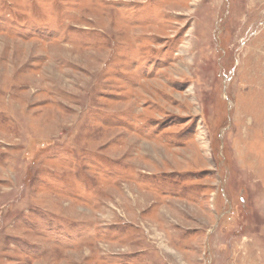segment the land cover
Returning <instances> with one entry per match:
<instances>
[{
	"label": "rangeland",
	"instance_id": "obj_1",
	"mask_svg": "<svg viewBox=\"0 0 264 264\" xmlns=\"http://www.w3.org/2000/svg\"><path fill=\"white\" fill-rule=\"evenodd\" d=\"M0 264H264V0H0Z\"/></svg>",
	"mask_w": 264,
	"mask_h": 264
}]
</instances>
